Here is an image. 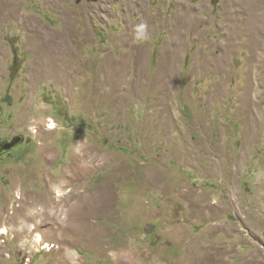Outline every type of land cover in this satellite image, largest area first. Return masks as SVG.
Here are the masks:
<instances>
[{
    "label": "rangeland",
    "instance_id": "rangeland-1",
    "mask_svg": "<svg viewBox=\"0 0 264 264\" xmlns=\"http://www.w3.org/2000/svg\"><path fill=\"white\" fill-rule=\"evenodd\" d=\"M247 1L0 0V146L24 137L0 154V264H264V9ZM39 37L65 42L62 80L35 71ZM93 233L114 251L89 253Z\"/></svg>",
    "mask_w": 264,
    "mask_h": 264
},
{
    "label": "bare ground",
    "instance_id": "bare-ground-1",
    "mask_svg": "<svg viewBox=\"0 0 264 264\" xmlns=\"http://www.w3.org/2000/svg\"><path fill=\"white\" fill-rule=\"evenodd\" d=\"M248 3L250 5L249 9L253 12L252 14H254L255 11H259V10L260 13L264 9L261 6V4L264 3L263 0H251V1L249 0ZM259 15L261 17L264 16L263 13ZM44 40H42L40 37L36 40L35 46L37 47L38 55H40L41 60L35 63L36 65L34 69L39 74L45 72L55 73L57 75V78L59 80H62L65 77V75L63 74L69 70L68 57L70 56V54L67 48L65 47V42L63 40L61 42H56L55 39L54 40L52 39V37L48 38L46 41ZM49 54H51L52 57L50 56L49 58L45 57V55H49ZM59 75L61 77H58ZM54 127H55L54 122L49 120V128H54ZM98 202L100 201L98 200ZM35 241L37 243L41 241L40 235L36 236Z\"/></svg>",
    "mask_w": 264,
    "mask_h": 264
},
{
    "label": "crops",
    "instance_id": "crops-1",
    "mask_svg": "<svg viewBox=\"0 0 264 264\" xmlns=\"http://www.w3.org/2000/svg\"><path fill=\"white\" fill-rule=\"evenodd\" d=\"M114 204L115 203H113V202H110L109 205H106L105 202L102 203V204H99V203L94 202V203H91V204H88L87 206H85L84 209H85V212L87 214L93 213L95 209H96L95 212H99L100 209H102V212L103 213L109 214L108 216H106L104 214V216L105 217H108L109 219H111V222H112V219H114L115 218V215H116V212L115 211L117 210ZM94 221L95 222L105 223L103 220L102 221L101 220H94ZM93 237H96V238H93V239L90 238L89 239L90 246H86V248H89V250H90V252L89 251L88 252L89 253L92 252L91 254H93L95 252V250H94L95 248L101 247V246H99L100 244L101 245H103V244L104 245H107V240H106L107 238H104V237H102L101 235H99L97 233L96 234L93 233ZM117 239H118V237H115V241H114V238H113V240L111 239V240H108V241L111 242V244H113V242H116ZM107 246L109 248L108 249V252L109 251H114L113 247H110L109 245H107ZM133 246H134L135 252H137V254H138L139 248H138V242L136 240V236L134 237V240H133ZM81 252L83 254L84 251H81ZM104 254L106 255L107 254V251H105Z\"/></svg>",
    "mask_w": 264,
    "mask_h": 264
},
{
    "label": "water",
    "instance_id": "water-1",
    "mask_svg": "<svg viewBox=\"0 0 264 264\" xmlns=\"http://www.w3.org/2000/svg\"><path fill=\"white\" fill-rule=\"evenodd\" d=\"M90 2H96L98 0H87ZM24 141V137L23 136H15L14 138H12L10 141L8 142H4L1 146H0V151L2 150H11L12 148L20 145L21 143H23Z\"/></svg>",
    "mask_w": 264,
    "mask_h": 264
},
{
    "label": "clouds",
    "instance_id": "clouds-1",
    "mask_svg": "<svg viewBox=\"0 0 264 264\" xmlns=\"http://www.w3.org/2000/svg\"><path fill=\"white\" fill-rule=\"evenodd\" d=\"M136 37L140 41L147 39V25L146 24L142 23L137 26Z\"/></svg>",
    "mask_w": 264,
    "mask_h": 264
},
{
    "label": "flooded vegetation",
    "instance_id": "flooded-vegetation-1",
    "mask_svg": "<svg viewBox=\"0 0 264 264\" xmlns=\"http://www.w3.org/2000/svg\"><path fill=\"white\" fill-rule=\"evenodd\" d=\"M3 152H5V151H1L0 154H2Z\"/></svg>",
    "mask_w": 264,
    "mask_h": 264
}]
</instances>
